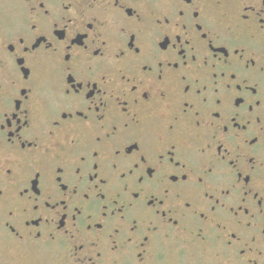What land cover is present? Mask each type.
Listing matches in <instances>:
<instances>
[{"label": "flooded vegetation", "instance_id": "af4514ba", "mask_svg": "<svg viewBox=\"0 0 264 264\" xmlns=\"http://www.w3.org/2000/svg\"><path fill=\"white\" fill-rule=\"evenodd\" d=\"M6 249L264 264V0H0Z\"/></svg>", "mask_w": 264, "mask_h": 264}, {"label": "rangeland", "instance_id": "374dc122", "mask_svg": "<svg viewBox=\"0 0 264 264\" xmlns=\"http://www.w3.org/2000/svg\"><path fill=\"white\" fill-rule=\"evenodd\" d=\"M205 257H158L152 264H211ZM0 264H66L60 257H41L35 252L25 254L0 250Z\"/></svg>", "mask_w": 264, "mask_h": 264}]
</instances>
